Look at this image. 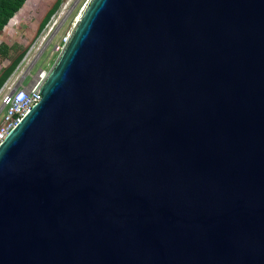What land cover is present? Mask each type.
Wrapping results in <instances>:
<instances>
[{
	"label": "water",
	"instance_id": "1",
	"mask_svg": "<svg viewBox=\"0 0 264 264\" xmlns=\"http://www.w3.org/2000/svg\"><path fill=\"white\" fill-rule=\"evenodd\" d=\"M0 264H264V0H90L0 141Z\"/></svg>",
	"mask_w": 264,
	"mask_h": 264
},
{
	"label": "rangeland",
	"instance_id": "2",
	"mask_svg": "<svg viewBox=\"0 0 264 264\" xmlns=\"http://www.w3.org/2000/svg\"><path fill=\"white\" fill-rule=\"evenodd\" d=\"M89 1L25 0L23 2L0 32V45L19 46L21 50L20 54L14 57V65L2 76V69L8 65V61L0 59V104L8 88L14 86L18 77L25 75L27 71L32 75L39 68L47 70L53 66L56 55L50 53L51 45L65 32L75 28ZM52 36L48 44V38ZM28 80L29 77L26 76L23 84Z\"/></svg>",
	"mask_w": 264,
	"mask_h": 264
},
{
	"label": "built area",
	"instance_id": "3",
	"mask_svg": "<svg viewBox=\"0 0 264 264\" xmlns=\"http://www.w3.org/2000/svg\"><path fill=\"white\" fill-rule=\"evenodd\" d=\"M72 31L73 30L65 32L63 35L60 36L57 42H54L51 45L50 53L56 55V61L59 55L64 50L65 46L67 45ZM52 38L53 36L48 38V44L51 42ZM36 61L37 59L35 60V62ZM53 66H51L47 70L39 68L32 75L25 74L29 77V80L26 84L18 86L14 89H12L13 85L8 88L0 104V141L11 129V127L14 125V123L17 121V119L20 117V115L23 113L29 103L32 101Z\"/></svg>",
	"mask_w": 264,
	"mask_h": 264
},
{
	"label": "trees",
	"instance_id": "4",
	"mask_svg": "<svg viewBox=\"0 0 264 264\" xmlns=\"http://www.w3.org/2000/svg\"><path fill=\"white\" fill-rule=\"evenodd\" d=\"M25 0H0V32L8 21H10L13 14L21 7ZM19 46L8 47L4 44L0 45V59L7 60L8 65L2 69L1 76L5 75L14 65L15 58L20 54Z\"/></svg>",
	"mask_w": 264,
	"mask_h": 264
},
{
	"label": "flooded vegetation",
	"instance_id": "5",
	"mask_svg": "<svg viewBox=\"0 0 264 264\" xmlns=\"http://www.w3.org/2000/svg\"><path fill=\"white\" fill-rule=\"evenodd\" d=\"M24 78H25V77H22V76L18 77V78L15 80V84H14V85H17V87L23 85V80H24ZM18 83H19V85H18Z\"/></svg>",
	"mask_w": 264,
	"mask_h": 264
}]
</instances>
